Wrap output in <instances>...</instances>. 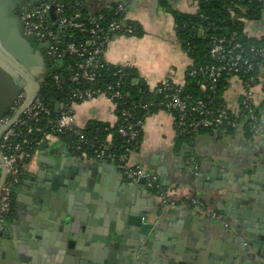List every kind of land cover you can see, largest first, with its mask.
Segmentation results:
<instances>
[{"label":"crops","instance_id":"obj_1","mask_svg":"<svg viewBox=\"0 0 264 264\" xmlns=\"http://www.w3.org/2000/svg\"><path fill=\"white\" fill-rule=\"evenodd\" d=\"M119 3L137 31L112 32L106 60L134 66L151 88L167 78L181 80L192 59L167 6L194 13L197 1L85 0V8L93 13ZM246 31L264 35V11L246 22ZM225 95L228 104L236 107L238 88L228 89ZM255 101L260 126L253 135L243 129L208 132L182 144L177 143L172 113L158 109L148 114L130 162L156 178L164 188L160 193L146 192L144 185L125 176L117 164L76 154L59 138L43 141L23 163L15 190L13 227L9 236L5 231L0 234V264L11 263L10 240L19 236V228L18 240L24 241L19 246L22 256L31 259L29 264H110L109 249L92 245L93 240L82 235L100 233L101 237L107 226L99 220L110 223L106 210L117 209L122 201L144 214L149 226L146 230L137 226L134 233L133 226L117 220L125 230L119 238L124 248L112 264H173L174 260L175 264H264V84L255 87ZM74 111L79 126L94 118L117 120L115 104L105 95L83 101ZM4 175L0 170V186ZM193 197L223 218L199 211L191 205ZM74 209L81 217L76 235L86 242L77 241L70 247L55 226H62V214L68 217ZM92 216L94 222L89 224Z\"/></svg>","mask_w":264,"mask_h":264},{"label":"trees","instance_id":"obj_2","mask_svg":"<svg viewBox=\"0 0 264 264\" xmlns=\"http://www.w3.org/2000/svg\"><path fill=\"white\" fill-rule=\"evenodd\" d=\"M63 4V14L71 15L77 8L81 12V20L86 22V28H60L59 38L63 42L73 41L75 43L84 42L88 48L92 49L93 44L90 43L89 28L93 26L92 21L98 22L105 28L111 20H127L124 8L119 9L118 4L112 7H105L96 12L90 13L85 8V0H57ZM198 3V10L194 13H183L167 6L168 10L174 16L177 33L181 42L189 56L192 63L186 68L185 85L183 88V95L190 94L192 97L204 96L198 85V81L206 76L201 73L190 75L189 71L192 69L199 70L213 62L210 56V35L217 34L230 37L232 32L238 36V40L245 46V53L252 45L260 46L264 44V35L253 36L246 31V22L260 16L264 11V0H196ZM26 6L25 8H30ZM233 12L237 17L233 16ZM101 16V18H99ZM52 22V16H49ZM130 22V21H127ZM135 28L136 26L130 22ZM199 29L203 32L200 33ZM229 29V31H227ZM137 30L135 29V32ZM63 46L62 42L59 44ZM84 60V56L67 53L59 57L57 62L50 63L48 68L51 75L44 81L39 90V94L43 97V101L51 110L50 114H41L39 120H27L25 124L18 125L21 129V134L13 139L12 144L19 143L21 148L15 150L13 147L8 151L15 152L18 155V167L20 170L19 181L12 184V197L10 203V210L6 213V218L11 219L14 215L16 202L15 190L22 177L23 163L30 158L35 150L41 146L45 139V132L53 130L51 120L57 118L62 111H72L75 113V106L81 104L85 99L74 95V91L78 88H95L107 90L108 86L112 89H118L122 92V96L113 98L115 104V112L117 120L114 123L101 119H90L83 126L74 125L71 129H66L61 133H57L59 139L63 140L71 147V149L78 155L82 156L86 153V158H95V149L100 148L102 144L107 142L111 137L112 147L110 151L114 153L115 163L119 166L121 171L131 164L130 155L135 151L140 144L142 136V126H137L140 129L139 136L134 140H127L122 136L118 129L127 121L137 122L144 120L146 116L155 110L162 109L158 104L164 99L161 92L157 91V86L151 88L145 79L140 78L134 66L116 65L108 62L103 57H98L95 61V66L91 68H80L79 63ZM79 73L78 80H72L75 73ZM255 74L261 72V68L256 63L253 71ZM264 74V73H263ZM60 76L57 81L55 76ZM227 75L222 76L216 84V92L213 105L224 104V93L227 91L229 82ZM139 78V82L135 83L134 79ZM159 85V84H158ZM107 95H110L107 92ZM109 97V96H107ZM110 98V97H109ZM56 102H59V107H56ZM149 103L148 107L142 105ZM130 113L128 119L125 121L122 111ZM256 114L259 116V109ZM40 128V129H39ZM240 129L245 131L247 135H253L255 132L250 124H243ZM233 128H228L227 132H235ZM222 133L215 131L212 128L200 129L198 132H181L178 129L177 143H187L198 135L203 133ZM84 134V139H80V134ZM126 154L125 160H120L119 157ZM126 176V175H125ZM128 177V176H127ZM130 178V177H129ZM162 185L155 180V186L152 190L155 193L163 191Z\"/></svg>","mask_w":264,"mask_h":264},{"label":"built area","instance_id":"obj_3","mask_svg":"<svg viewBox=\"0 0 264 264\" xmlns=\"http://www.w3.org/2000/svg\"><path fill=\"white\" fill-rule=\"evenodd\" d=\"M24 8L22 11V19L25 29L28 33H34L38 37L47 36L51 45L48 49V54L51 57L50 63L57 62L61 56L67 53L84 56V60L79 63L80 68H91L95 66V61L98 57L105 56L107 43L110 40L112 32L133 34L135 27L127 20H111L105 28L98 20H93V26L88 30L90 32V43L93 44L92 49L84 43H75L73 41L63 42L59 38L60 28H86V22L81 20V12L79 8L71 14H63V4L57 0H41L39 5ZM54 7V12L51 8ZM119 9H123L122 3L118 4ZM49 16L56 19L52 22ZM233 16L237 14L233 12ZM101 18V16H99ZM229 31V29L227 30ZM199 32L203 31L199 29ZM62 42L63 46L60 47ZM210 56L213 62L199 70L192 69L189 71L190 75L201 73L206 76L198 81L199 88L205 92L204 96L192 97L190 94L183 95V88L185 85V75L181 80H174L172 78L164 79L157 85V91L161 92L164 99L158 104L162 109L173 114L177 128L181 132H198L200 129L212 128L215 131L227 132L228 128L239 130L243 124H250L254 132L259 130L260 121L256 114L257 104L255 101V87L259 84H264V44L260 46L252 45L245 53V46L238 40L235 32H232L230 37L211 34L210 35ZM261 68V72L254 73L255 65ZM123 66H131L130 64H122ZM229 82L228 89L237 87L239 90V99L236 107H231L228 104L227 97L224 93L225 103L215 104L216 84L218 80L227 75ZM56 80L60 76H55ZM72 80L79 79V73H75ZM137 78L134 79L135 83ZM108 86L107 90L100 88H78L74 91V95L85 100L105 95L113 98L122 96V92L118 89H112ZM107 92L110 95H107ZM27 99V93L21 92L17 101L10 111L0 118V170L4 171L5 175L0 186V211L6 214L10 210V203L12 197V184L19 181L20 170L18 167V155L15 152L8 151L13 147L15 150L21 148L19 143L12 144L13 139L21 134V129L18 125L25 124L27 120H39L41 114H50L51 110L43 101V97L37 91L34 98L27 105H24ZM148 107L149 103L142 105ZM23 107L20 114L18 111ZM125 121L128 119L130 113L126 110L122 111ZM53 130L45 132V139L59 138L57 133H61L66 129H71L76 125L75 114L72 111H62L60 115L51 120ZM142 120L137 122H124L118 129V132L127 138V140H134L139 136L140 129L137 126H142ZM40 129V128H39ZM228 133V132H227ZM80 139H84V134H80ZM112 147L111 137L107 142L102 144L100 148L95 149V158L91 159H108L115 161L114 153L110 151ZM133 152V151H132ZM86 157V153H83ZM126 154L120 155V160H125ZM123 174L137 181L139 177L146 178V186L153 188L155 186L156 178L147 172L140 164H129L123 169ZM191 205L195 206L199 211L211 216L215 219H222L223 215L215 210H209L206 204L199 198H192Z\"/></svg>","mask_w":264,"mask_h":264},{"label":"water","instance_id":"obj_4","mask_svg":"<svg viewBox=\"0 0 264 264\" xmlns=\"http://www.w3.org/2000/svg\"><path fill=\"white\" fill-rule=\"evenodd\" d=\"M40 2L41 0H0V118L10 111L21 92L27 93V99L23 107L29 104L48 78L45 72L48 69L49 61L45 59V51L49 49L51 41L47 36L40 38L34 33H28L22 19L23 10L21 11V8L25 4L36 6ZM51 12H54V7L51 8ZM136 81H139V78ZM23 107L20 108L18 114H20ZM56 107H59V102H56ZM100 161L105 164L116 165L115 161L108 159H101ZM57 178L63 180L62 176H57ZM145 182V177H139L136 181V183L144 185L146 192L152 193V189L147 187ZM111 208L112 211L108 216L112 221L109 223V221L102 222V220H99L100 224L107 226L102 230L101 237L100 233L90 236L86 234L82 235L84 238L90 237L93 240L91 241L92 245L103 246L109 249L111 255L109 258L110 264L115 261L114 257L117 252L124 248V244L119 238L124 235L125 230L120 228L121 225L117 224V220L119 223L124 222L126 227L133 226L134 233L138 231L136 229L137 226L143 225V230H146L149 226L144 214H139L133 206L124 204V201L116 207V211L119 214L117 212L114 214L115 206H111ZM194 213L198 216V213ZM60 218L64 222L63 225L55 227L61 229L59 235L68 240L70 247L75 245L77 241L86 242V240L79 239L78 235H76L81 226L79 220L81 217L75 209L69 211L68 217L66 214H62ZM60 218L58 219L59 221ZM94 218L93 216L88 218L89 224L94 222ZM12 227V225L4 221V214L0 211V230L3 229L7 236H9V231ZM69 233L72 235L71 238H68ZM10 242L12 254L16 257L15 261L18 263L19 259H23L20 246H16L15 241L10 240ZM190 254L194 255L193 252ZM180 259H183V257ZM174 261H172L173 264H175Z\"/></svg>","mask_w":264,"mask_h":264},{"label":"flooded vegetation","instance_id":"obj_5","mask_svg":"<svg viewBox=\"0 0 264 264\" xmlns=\"http://www.w3.org/2000/svg\"><path fill=\"white\" fill-rule=\"evenodd\" d=\"M28 4H25V5H23V7L21 8V11L27 6ZM45 59H47L48 61H49V63L48 64H50V59H51V57L49 56V54H48V50H46L45 51ZM49 66V65H48ZM51 72H49V68L47 69V71L45 72V75H49ZM111 211H112V208H109V209H107L106 210V212H107V215L108 214H110L111 213ZM121 211H122V209H121ZM114 212V214H116V212H117V214H119V212L118 211H116V209L113 211ZM120 213H122V212H120ZM106 216V215H105ZM4 221L5 222H7L9 225H13V223H12V218L11 219H9V218H6V214H4ZM11 230V229H10ZM18 232H19V236L18 237H16V236H13V239H12V241H15L16 242V246L17 245H20V244H22L24 241L23 240H18V238L20 237V228H19V230H17ZM3 232H4V230L3 229H1L0 230V233H1V236H2V234H3ZM12 246V245H11ZM119 252V251H118ZM12 255V254H11ZM24 256V255H23ZM11 258H10V260H11V263L10 264H29L30 262H31V259H27L26 257H23V259L21 258V259H19V262L18 263H16L15 262V260H16V257H13V255L12 256H10ZM117 258V254H116V257H114V259L115 260H117L116 259ZM115 262V261H114Z\"/></svg>","mask_w":264,"mask_h":264}]
</instances>
